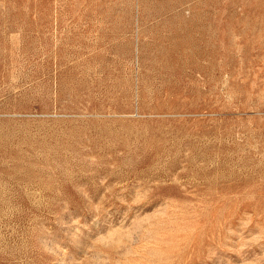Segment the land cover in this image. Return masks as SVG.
Returning a JSON list of instances; mask_svg holds the SVG:
<instances>
[{
	"label": "rangeland",
	"instance_id": "374dc122",
	"mask_svg": "<svg viewBox=\"0 0 264 264\" xmlns=\"http://www.w3.org/2000/svg\"><path fill=\"white\" fill-rule=\"evenodd\" d=\"M0 264H264V0H0Z\"/></svg>",
	"mask_w": 264,
	"mask_h": 264
}]
</instances>
